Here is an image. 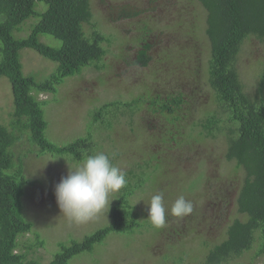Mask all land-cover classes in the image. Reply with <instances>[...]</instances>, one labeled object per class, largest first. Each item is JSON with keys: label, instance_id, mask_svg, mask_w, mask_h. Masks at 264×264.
Returning a JSON list of instances; mask_svg holds the SVG:
<instances>
[{"label": "rangeland", "instance_id": "374dc122", "mask_svg": "<svg viewBox=\"0 0 264 264\" xmlns=\"http://www.w3.org/2000/svg\"><path fill=\"white\" fill-rule=\"evenodd\" d=\"M91 9L93 28L110 40V44H103L107 49L104 67L84 68L80 75L65 79L58 87L55 102L44 109L47 138L56 145H65L91 133L95 153L104 152L124 172L149 160L146 170H154V174L143 190L132 197V203L138 211L142 210L146 225H150L146 206L152 195L163 193L168 214L162 227L137 235L111 234L92 253L76 256L70 264L198 262L207 247L225 239L231 220L240 217L235 200L244 176L242 169L224 159V138H204L195 125L215 107L213 93L206 83V12L197 0H92ZM125 11L134 15L121 18ZM31 21L34 20L27 24ZM84 31L89 35L92 29L85 25ZM40 39L58 44L48 35ZM145 42L150 44L151 59L144 67L135 62L136 53ZM21 63L23 73L33 74L37 80H43L55 68V63L32 50L21 51ZM237 69L246 88L253 92L264 69V47L254 37L243 44ZM177 93H182L184 103L175 122L173 115L154 112L145 104L131 122L128 115L114 119L108 129L107 124L103 127L96 123L97 127L91 122V113L107 102ZM12 107L11 85L2 77L0 123H4ZM82 162L68 156L31 154L24 161L31 183L25 186L22 201L28 221L47 239L38 250L44 263L58 251L55 243L81 241L110 223L117 192L110 194L109 208L87 223L69 222L57 206L55 185ZM180 196L193 204V212L183 218L170 214L173 202ZM257 245L258 242L253 250L225 264H264V257L252 259Z\"/></svg>", "mask_w": 264, "mask_h": 264}, {"label": "trees", "instance_id": "16d2710c", "mask_svg": "<svg viewBox=\"0 0 264 264\" xmlns=\"http://www.w3.org/2000/svg\"><path fill=\"white\" fill-rule=\"evenodd\" d=\"M91 1L0 0V78L10 83L13 99V110L0 123V264H70L76 256L92 253L111 234L137 235L155 228L151 222L146 225L142 210L138 211L131 200L151 181L154 170H146L149 160L125 172L127 184L117 192L110 223L81 241L55 243L58 251L48 263L38 253L47 239L35 230L24 211L22 198L25 186L31 183L25 173L28 155L68 156L81 162L95 154L91 133L65 145L52 143L46 135L48 122L44 112L50 102H55L58 87L65 79L80 75L84 68L104 67L107 49L103 44H110V40L93 28ZM197 1L206 12V83L213 93L215 107L195 125L204 138H224V159L242 169L244 176L235 200L240 217L228 224L224 240L207 247L200 261L189 264H225L253 250L258 242L252 255L256 259L264 257V69L256 88L249 92L237 62L249 38L254 37L264 47V0ZM133 15L125 11L120 17ZM30 20L34 21L27 24ZM85 25L92 29L89 35L84 31ZM42 35L53 37L58 44L43 42ZM149 49V42L142 44L136 53V64L148 65ZM22 50L34 51L55 63V68L43 80H37L33 74L25 75ZM43 95L47 98L40 99ZM183 103L182 93L113 100L96 108L91 122L103 127L107 124V129L118 117L128 115L131 122L144 104L154 112L173 115L175 122ZM156 167L157 164L155 170ZM174 262L181 264L179 260Z\"/></svg>", "mask_w": 264, "mask_h": 264}, {"label": "clouds", "instance_id": "9594fccd", "mask_svg": "<svg viewBox=\"0 0 264 264\" xmlns=\"http://www.w3.org/2000/svg\"><path fill=\"white\" fill-rule=\"evenodd\" d=\"M126 184V173L115 166L104 152H97L88 155L78 167L70 169L55 185L54 194L60 212L69 222L87 223L106 207L109 208L110 194L119 192ZM192 212V202L183 196L178 197L170 209V214L177 218ZM146 214L155 227L165 224L168 210L163 193L152 195Z\"/></svg>", "mask_w": 264, "mask_h": 264}]
</instances>
